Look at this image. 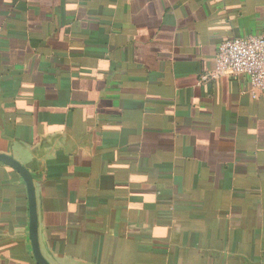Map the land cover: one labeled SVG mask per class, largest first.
I'll list each match as a JSON object with an SVG mask.
<instances>
[{"label":"crops","instance_id":"0c3cea01","mask_svg":"<svg viewBox=\"0 0 264 264\" xmlns=\"http://www.w3.org/2000/svg\"><path fill=\"white\" fill-rule=\"evenodd\" d=\"M264 0H0V154L49 264H264V93L201 81ZM0 164V264H36Z\"/></svg>","mask_w":264,"mask_h":264},{"label":"built area","instance_id":"2783aa9c","mask_svg":"<svg viewBox=\"0 0 264 264\" xmlns=\"http://www.w3.org/2000/svg\"><path fill=\"white\" fill-rule=\"evenodd\" d=\"M218 75L236 78L248 76L246 94L257 98L264 93V36L233 38L221 42L215 57V68L210 74L202 75L206 81Z\"/></svg>","mask_w":264,"mask_h":264},{"label":"water","instance_id":"95a60500","mask_svg":"<svg viewBox=\"0 0 264 264\" xmlns=\"http://www.w3.org/2000/svg\"><path fill=\"white\" fill-rule=\"evenodd\" d=\"M0 164L12 168L20 176L26 186L29 210V240L32 254L36 264H49L41 254L39 248L35 186L33 177L27 168L17 162L12 156L7 154H0Z\"/></svg>","mask_w":264,"mask_h":264}]
</instances>
